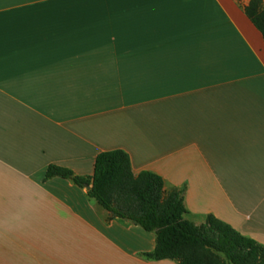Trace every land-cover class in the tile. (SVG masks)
<instances>
[{
	"label": "crops",
	"instance_id": "crops-1",
	"mask_svg": "<svg viewBox=\"0 0 264 264\" xmlns=\"http://www.w3.org/2000/svg\"><path fill=\"white\" fill-rule=\"evenodd\" d=\"M249 0H0V264L147 261L155 236L49 166L91 177L125 152L134 175L184 189L264 245V42Z\"/></svg>",
	"mask_w": 264,
	"mask_h": 264
},
{
	"label": "trees",
	"instance_id": "trees-1",
	"mask_svg": "<svg viewBox=\"0 0 264 264\" xmlns=\"http://www.w3.org/2000/svg\"><path fill=\"white\" fill-rule=\"evenodd\" d=\"M245 14L262 35V0H250ZM69 180L107 214V221L119 219L155 236L147 261L170 260L177 264H264V245L235 231L211 215L196 226L185 217L184 189L166 190L162 178L142 171L134 175L127 154L113 150L97 155L91 177H79L70 170L49 166L44 180Z\"/></svg>",
	"mask_w": 264,
	"mask_h": 264
},
{
	"label": "rangeland",
	"instance_id": "rangeland-1",
	"mask_svg": "<svg viewBox=\"0 0 264 264\" xmlns=\"http://www.w3.org/2000/svg\"><path fill=\"white\" fill-rule=\"evenodd\" d=\"M240 1H244V0H240ZM250 1V0H249ZM263 6H264V0H262Z\"/></svg>",
	"mask_w": 264,
	"mask_h": 264
}]
</instances>
